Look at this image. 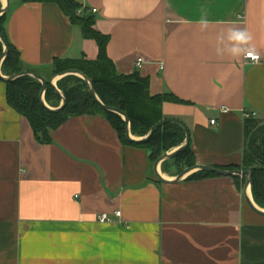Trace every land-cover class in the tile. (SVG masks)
I'll use <instances>...</instances> for the list:
<instances>
[{"label": "crops", "instance_id": "1", "mask_svg": "<svg viewBox=\"0 0 264 264\" xmlns=\"http://www.w3.org/2000/svg\"><path fill=\"white\" fill-rule=\"evenodd\" d=\"M77 1V14L109 36L118 74L136 72L151 95L180 100L162 114L188 127L195 164L239 169L243 112L264 124V0ZM5 29L43 76L55 59L97 56L56 3L9 0ZM232 29L251 34L258 63L228 52ZM50 137L40 141L8 105L0 79V264H264V215L248 205L244 176L161 181L149 150L123 142L100 114L71 116ZM162 163L160 176L175 178Z\"/></svg>", "mask_w": 264, "mask_h": 264}, {"label": "trees", "instance_id": "2", "mask_svg": "<svg viewBox=\"0 0 264 264\" xmlns=\"http://www.w3.org/2000/svg\"><path fill=\"white\" fill-rule=\"evenodd\" d=\"M24 2H52L68 15L71 22L80 28L81 36L92 39L98 47L94 60H87L84 55L77 59H55L51 73L45 76L47 80L52 75L67 69L79 70L92 83L96 95L101 103L111 106L125 113L129 118L130 133L142 137L158 121L164 119L162 104L166 101L179 102L171 93L151 95L146 77L138 73L130 75L118 74L113 62L106 53L109 36L102 34L93 27V18L89 15L77 14L81 4L77 0H22ZM1 8V5H0ZM0 34L7 43V54L0 66L1 73L11 76L28 70L41 74L30 67H25L19 51L10 42L5 29V13L0 15ZM3 44L0 41V57ZM42 75V74H41ZM74 81L75 84L63 86L64 82ZM6 86V100L8 105L24 116L29 122L37 138L42 142L51 140L50 131L59 126L67 118L81 114H100L104 116L118 132L122 141L146 147L151 159L155 160L157 151H165L181 144L185 138L184 130L174 123H167L159 127L146 142H130L125 135V121L117 113L104 110L91 96L86 81L74 75H67L57 81V87L65 97V105L58 111H51L40 101L41 83L29 75L18 76L13 80L4 81ZM44 99L48 106L58 107L61 96L54 88L47 84ZM245 129L249 135L243 151L242 164L239 169L251 171V192L255 203L264 208V124H259L253 118H246ZM262 133V134H261ZM187 156L186 166L195 165L193 153L188 145L174 155ZM159 157V155L157 156ZM156 157V158H157ZM164 162V161H163ZM214 174L197 171L191 176Z\"/></svg>", "mask_w": 264, "mask_h": 264}, {"label": "water", "instance_id": "3", "mask_svg": "<svg viewBox=\"0 0 264 264\" xmlns=\"http://www.w3.org/2000/svg\"><path fill=\"white\" fill-rule=\"evenodd\" d=\"M8 6H9V0H6V5L2 6L0 8V15L4 14L7 11ZM0 41L3 44V53H2V55L0 57V66H1L3 58L7 54V43H6L5 38H3V36L1 34H0ZM71 74L72 75H78V76H80L82 79H84L86 81V84H87V87H88V90H89L91 96L94 98L95 102H97L100 105V107L102 109L110 111V112L117 113V114H119V115H121L123 117V119L125 121V135H126V138L130 142H146V141H148V139L151 137V135L159 127H161V126H163L164 124H167V123H174V124H177V125H179V126H181L183 128L184 133H185V138H184L183 142L181 144H179L178 146H176L171 152H166L163 155H161L154 162L153 167H154L155 174L161 181H164V182H169V181L176 182V181H179L180 179H182L188 173H191L193 171H204V172H209V173H214V174H219V175L244 176L246 178L245 179V190H247L248 186L251 187V171L249 169H233V170H229V169L216 168V167H213V166H208V165H203V164H195L193 166L185 168L181 173H179L177 176H175V178H173L172 180H166L165 178L161 177L160 174L158 173V169H157L159 163L163 162V161H165L167 159L172 158L174 155H176L178 152H180L182 149H184L189 143L190 134H189V129L185 125V123L182 122L181 120L177 119V118H164V119L158 121L157 123H155L144 136L135 139L133 137V135L130 133V123H129L128 116L125 113H123L122 111H120L119 109L115 108V107L106 106L103 103H101V101L99 100L98 96L95 93V90H94V88L92 86L91 80L84 73H82L79 70L67 69V70H64L62 72H59V73L53 75L49 80H47L45 76H43V75H41V74H39L37 72H33V71L24 70V71L15 73V74H13L11 76H5V75H3L1 73V70H0V79L3 80V81H6V80L9 81V80L15 79L18 76H22V75H29V76L35 78L42 85L41 90H40V94H39L41 103L46 108H48L51 111H58L59 109H62L63 106L65 105V97H64L63 93L57 88L55 83H56L57 80H59L63 76L71 75ZM47 84H50L54 88V90L61 96V103H60V105L58 107H54V108L50 107L45 102L44 92H45V89L47 87ZM246 200H247V203L250 206V208L255 213L260 214V215H264V210L263 209H261L254 202H252L251 199L247 198Z\"/></svg>", "mask_w": 264, "mask_h": 264}, {"label": "clouds", "instance_id": "4", "mask_svg": "<svg viewBox=\"0 0 264 264\" xmlns=\"http://www.w3.org/2000/svg\"><path fill=\"white\" fill-rule=\"evenodd\" d=\"M201 25L206 28L208 21L204 18L200 21ZM228 39L231 42V47L228 49V52L233 56H239L241 54L246 55L248 58L256 61H260L261 57L255 52L254 49H249L247 46L252 40V36L246 30L232 29L229 30ZM220 50L218 49V52Z\"/></svg>", "mask_w": 264, "mask_h": 264}, {"label": "rangeland", "instance_id": "5", "mask_svg": "<svg viewBox=\"0 0 264 264\" xmlns=\"http://www.w3.org/2000/svg\"><path fill=\"white\" fill-rule=\"evenodd\" d=\"M0 5H1V3H0ZM51 69L52 68H49V70H48V74H46V76H49L50 75V73H51ZM53 76V75H52ZM51 76V77H52ZM65 76H67V75H65ZM74 76H77V77H80V76H78V75H74ZM50 77V78H51ZM64 77V76H63ZM62 77V78H63ZM49 78V79H50ZM81 78V77H80ZM61 79V78H60ZM59 79V80H60ZM58 81V80H57ZM57 81H56V86H57ZM71 84H75V82L74 81H69V82H64V84H63V86L64 87H66V86H68V85H71ZM58 88V87H57ZM59 89V88H58ZM262 134V133H261ZM175 148V147H174ZM174 148H169V149H166L165 151H162V150H159V151H157L158 153H156V156L154 157L155 158V160H153V162H155L161 155H163L164 153H166V152H171ZM159 155V157H157ZM157 157V158H156ZM174 157V156H173ZM170 158V159H167V160H165V163H162V168H163V170H166V171H172V172H175V173H181L187 166H186V164H185V162H186V158H187V156H184V155H182V156H178V157H175V158ZM177 174V175H178Z\"/></svg>", "mask_w": 264, "mask_h": 264}, {"label": "built area", "instance_id": "6", "mask_svg": "<svg viewBox=\"0 0 264 264\" xmlns=\"http://www.w3.org/2000/svg\"><path fill=\"white\" fill-rule=\"evenodd\" d=\"M95 11H96L95 8H91V12H95ZM244 58L247 59V60H249V61H251V62H256V61H254V60L248 58L246 55H244ZM141 61H142L141 58H138V59H137V63H136L137 66L140 65V62H141ZM222 110L225 111L224 108H222ZM255 116H256V113H255L254 111H244V112H243V117H244V119H246V118H253V117H255ZM214 122H215L214 119H211V120H210V123H211V124H214ZM115 214H116V215H120V211H116ZM98 220H99L100 222H107V221H109L110 219L108 218V216H107L106 214H101V215L98 216Z\"/></svg>", "mask_w": 264, "mask_h": 264}]
</instances>
